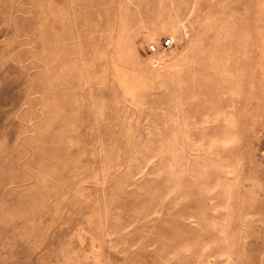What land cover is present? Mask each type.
<instances>
[{
	"label": "rangeland",
	"instance_id": "rangeland-1",
	"mask_svg": "<svg viewBox=\"0 0 264 264\" xmlns=\"http://www.w3.org/2000/svg\"><path fill=\"white\" fill-rule=\"evenodd\" d=\"M0 264H264V0H0Z\"/></svg>",
	"mask_w": 264,
	"mask_h": 264
},
{
	"label": "built area",
	"instance_id": "built-area-1",
	"mask_svg": "<svg viewBox=\"0 0 264 264\" xmlns=\"http://www.w3.org/2000/svg\"><path fill=\"white\" fill-rule=\"evenodd\" d=\"M170 43H171V41L170 40H167V41H165L164 42V49H166L167 48V46H169L170 45ZM150 50L151 51H156L157 50V47L155 46V45H151L150 46Z\"/></svg>",
	"mask_w": 264,
	"mask_h": 264
}]
</instances>
